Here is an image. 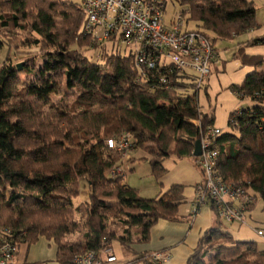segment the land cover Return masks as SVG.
Returning <instances> with one entry per match:
<instances>
[{
	"label": "trees",
	"instance_id": "trees-1",
	"mask_svg": "<svg viewBox=\"0 0 264 264\" xmlns=\"http://www.w3.org/2000/svg\"><path fill=\"white\" fill-rule=\"evenodd\" d=\"M169 4L179 6L175 16L181 14L185 26L193 24L191 30L203 33L214 47L258 26L254 0H166L165 14ZM1 9L0 34L30 33L24 43L40 54L30 53L21 70L18 65L0 68V231L11 230L19 246L42 237L54 240L60 264H73L76 255L89 251L100 256L114 241L129 248L136 227L146 243L159 220L178 219L186 203L184 186L143 198L124 176L108 173L119 157L106 142L132 134L136 150L149 156L158 177L167 173V158L194 157L196 141L215 124L214 110H202L194 77L175 73L172 91L139 84L133 50L122 51L125 45L118 42L98 44L86 32L84 12L74 0H0ZM87 41L97 51L96 61L73 49ZM249 44H264V38ZM246 47L241 45L234 58L255 71L231 89L242 99L264 102V58L248 55ZM36 58L44 60L42 68H36ZM29 74L35 79L22 82L21 76ZM65 89L77 91V98L67 101ZM201 90L209 97L208 85ZM61 94L64 99L55 102L53 96ZM229 127L231 132L222 131L216 139L217 169L226 182H242L256 201H264V106L233 112ZM82 181L90 197L76 205ZM110 215L125 228L124 235L108 229ZM224 224L220 220L203 235L186 264H207L208 247L230 237ZM81 232L85 243H63L66 236ZM217 250L208 264H264V248L254 241ZM146 255L134 260L145 264Z\"/></svg>",
	"mask_w": 264,
	"mask_h": 264
},
{
	"label": "built area",
	"instance_id": "built-area-1",
	"mask_svg": "<svg viewBox=\"0 0 264 264\" xmlns=\"http://www.w3.org/2000/svg\"><path fill=\"white\" fill-rule=\"evenodd\" d=\"M75 1V0H74ZM166 0H78L85 18L86 32L100 45L124 44L134 53L135 67L139 70L137 82L149 83L165 91L175 86L174 74L194 77L196 91L200 92L205 80L211 75L220 54L211 41L197 30L185 29L184 18L176 15L166 21ZM98 59V55L95 56ZM164 70V71H162ZM199 126V121H193ZM222 130L214 127L201 134V155L197 164L203 179L195 187L193 208L211 203L221 221L228 224L247 225V214L256 202L254 192L248 185L226 182L217 169L219 151L216 139ZM119 161L109 170L111 176L129 174L136 150L133 135L123 133L106 142ZM259 236L264 232L257 231ZM19 243L9 229L0 231V264H15ZM170 253L155 252L146 255L145 264H162L170 261ZM144 263V262H143ZM73 264H142L139 260L120 263L112 249L99 256L89 251L78 254Z\"/></svg>",
	"mask_w": 264,
	"mask_h": 264
},
{
	"label": "rangeland",
	"instance_id": "rangeland-1",
	"mask_svg": "<svg viewBox=\"0 0 264 264\" xmlns=\"http://www.w3.org/2000/svg\"><path fill=\"white\" fill-rule=\"evenodd\" d=\"M78 1V0H75ZM257 7L256 22L257 27L252 31L241 34L237 37L229 39L219 40L215 47L220 54L219 63L213 66L211 75L205 80V84L208 85V95L204 90L199 93V101L204 112H210L214 110L215 124L214 128L221 129L223 132H231L232 128L229 127L230 116L233 112L252 107L255 105L264 106V102L253 101L250 99H242L236 92L231 89L232 85H241L245 78L255 71L254 67L244 66L241 59H235L234 55L238 51L241 45H247L246 53L248 55L262 56L264 58V44L250 45L249 42L258 38H264V0H254ZM179 6L169 4L167 13L165 14L166 21L175 16L180 11ZM182 10V9H181ZM1 14H4L3 9L0 10ZM187 16L185 17V20ZM185 29H194L193 24L191 26H185ZM30 33L18 32L11 36V34L5 31H1L0 34V68L9 65H26V59L30 53L36 52L40 54V50L33 46H26L24 40ZM9 35V36H8ZM33 36H35L33 34ZM112 45V44H110ZM92 46L87 41L83 45L78 44L73 49L85 53L88 57H92L94 61L97 60V51H94ZM122 51L128 52L130 49L126 46H121ZM44 60L36 58V68H42ZM264 69V68H263ZM262 70V69H259ZM35 79L34 75H23L21 81L24 83H30ZM66 100L71 101L77 98L78 92L66 90L64 91ZM55 102H60L64 99V94L54 95ZM14 120V119H13ZM137 152V153H136ZM134 159L135 161L130 166V174L124 178V182L136 189L140 194L149 198H158L167 192L172 185L184 184L185 194H194L193 186L202 180L203 175L201 168L198 166L194 157H186L178 159L175 155L167 158L163 167L167 170V173L158 177L153 173L152 166L150 164L149 156L143 150H136ZM105 157L108 158V154L105 151ZM132 171V172H131ZM157 192L162 194L156 197ZM195 198V196H194ZM75 203H79V199L75 200ZM248 225L240 224H224V227L229 230L230 236L227 238H219L214 241V246L208 247V255L204 259L205 263H210L211 257L217 255V247L220 245L232 246L235 242L256 241L259 243V247L264 248L263 239L257 235L256 230H262L264 232V201L258 197L255 207L247 214ZM107 227L110 231L115 232L119 237L124 235L125 228L121 225L115 217L110 215L106 221ZM85 233H76L68 235L64 238L65 244H82L85 243ZM115 249V253L119 259H126L129 255L124 253V246L119 241H115L112 244Z\"/></svg>",
	"mask_w": 264,
	"mask_h": 264
},
{
	"label": "crops",
	"instance_id": "crops-1",
	"mask_svg": "<svg viewBox=\"0 0 264 264\" xmlns=\"http://www.w3.org/2000/svg\"><path fill=\"white\" fill-rule=\"evenodd\" d=\"M133 155L135 156V153H133ZM134 156L133 160L135 161ZM198 183H195L193 186L194 194L192 193L189 196L185 194L186 186L181 183L177 184L184 186L186 203L180 206L177 220L171 221L161 219L152 227L150 230L149 241L142 243L140 241L141 235L139 234L138 228H132L134 229L131 232L132 244H130L129 248L124 247V253L129 256L126 259L120 260L118 255L115 253L120 263L131 261L136 259L138 256L155 252L170 253V261L162 264H186L188 262L190 257L196 251L199 241L203 235L220 222L211 203H207L199 207L195 212V209L193 208V201L195 196V187ZM82 186L80 195L77 198L79 199V203H76V205L87 202L90 197V190L84 185L83 181ZM157 193L156 197L162 194V192ZM140 195L143 198L153 199L142 194ZM253 209L254 208L251 210ZM227 231L229 232L228 229ZM257 231L259 230H256V232ZM260 237L264 242V236ZM111 249L115 252L113 247ZM58 257L59 249L57 243L52 239L42 237L33 244L26 242L21 243L15 259V264H60Z\"/></svg>",
	"mask_w": 264,
	"mask_h": 264
},
{
	"label": "water",
	"instance_id": "water-1",
	"mask_svg": "<svg viewBox=\"0 0 264 264\" xmlns=\"http://www.w3.org/2000/svg\"><path fill=\"white\" fill-rule=\"evenodd\" d=\"M18 68L21 70L22 69V65H18ZM201 141L200 140H197L196 143H195V148H194V153H193V156L194 157H199L201 155Z\"/></svg>",
	"mask_w": 264,
	"mask_h": 264
}]
</instances>
